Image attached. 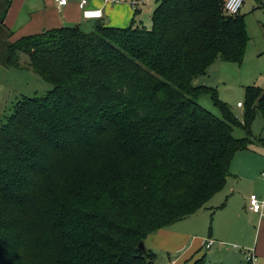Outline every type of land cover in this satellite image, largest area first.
<instances>
[{"label": "trees", "instance_id": "obj_1", "mask_svg": "<svg viewBox=\"0 0 264 264\" xmlns=\"http://www.w3.org/2000/svg\"><path fill=\"white\" fill-rule=\"evenodd\" d=\"M156 1L152 29L103 19L10 45L8 66L27 55L52 89L0 119V264H154L146 239L208 210L252 143L261 91L247 89L240 122L196 85L218 59L242 60L244 16L226 0Z\"/></svg>", "mask_w": 264, "mask_h": 264}, {"label": "rangeland", "instance_id": "obj_2", "mask_svg": "<svg viewBox=\"0 0 264 264\" xmlns=\"http://www.w3.org/2000/svg\"><path fill=\"white\" fill-rule=\"evenodd\" d=\"M51 4V0H46ZM99 3L102 7L105 0H93ZM136 3V6L133 5ZM11 0H0V11H3L0 16V94L2 87H10L14 91V97L21 99L23 96L34 97L36 95H42L52 89V85L45 82L37 75L19 74L9 75L7 73L9 47L11 44L19 40L22 34H17L16 31L8 33L6 30L7 21L15 25L20 24L26 19V14L30 9L23 3H20L15 9L11 6ZM157 5L156 0H121L120 4L115 6L105 7L104 21L109 20V25L117 28H129L130 26H144L147 29H152V15ZM134 6V7H133ZM137 11V12H136ZM244 16L245 25L248 35V41L246 49L241 61L227 62L218 59L208 69L207 73L199 77L196 81V85L206 88H213L217 92V97L220 102L228 106L237 119L240 122L244 121V112L247 100V89L253 87L261 91V95H264V0H245L241 12ZM61 16H55L54 19L58 21ZM68 21H76V25H80L81 28L89 32L91 31L95 21H85L82 16V12L77 8L71 7L69 14L67 15ZM47 22V18L40 16L35 18L31 24L32 26L41 23L40 32H43V23ZM29 26L28 28H30ZM59 28L60 26H54ZM53 27V28H54ZM20 64L24 67L29 57L25 54H19ZM9 70V69H8ZM23 95V96H22ZM262 97L257 98L255 106H258ZM199 104L205 109L213 113L214 115L221 117L220 110L215 106L211 95L205 93L202 94L199 99ZM238 103H242L243 108L238 107ZM12 105V104H11ZM2 112L1 117L5 114H9L12 106ZM250 133L252 135V143L248 149L237 152L234 156L233 162L230 167V172L233 176H238L236 179L240 180V184L246 186V189L259 196L261 200H264V110L259 108L255 111L254 117L250 124ZM235 135L238 138L245 137V133L241 129H236ZM258 179L261 184H256L252 187V180ZM234 180L229 178V182ZM251 180V181H250ZM260 189H262L260 191ZM223 194V193H222ZM219 196V195H218ZM216 196L211 202L210 206H215L218 202L222 203V199ZM222 201V202H221ZM206 212V213H204ZM202 215H199L196 222V229L203 230L202 236L205 241H209V234L212 231H217L223 234L222 243L224 245V254H218L215 251V246L211 250H202V255L206 254V264H245L251 257V252L248 251L247 239L248 235L245 231L244 234H240L237 231L236 234H226L224 228L225 219L228 216L227 213H216L214 216L209 211H204ZM253 224H248V231L250 238H253ZM191 235L194 233L191 230ZM37 236V234H36ZM35 236V237H36ZM146 242V241H145ZM204 241H201V244ZM146 245V243H145ZM146 247L150 250L152 248L149 245ZM245 249V250H244ZM155 253L154 264H166L167 252L161 250H152ZM181 261L178 264H183ZM256 260L253 256V264Z\"/></svg>", "mask_w": 264, "mask_h": 264}, {"label": "crops", "instance_id": "obj_3", "mask_svg": "<svg viewBox=\"0 0 264 264\" xmlns=\"http://www.w3.org/2000/svg\"><path fill=\"white\" fill-rule=\"evenodd\" d=\"M78 0H70L69 5L63 9H59L54 0H51V4H49L46 0H11L12 10L13 8L23 3L27 8L30 9L29 13L26 14V19L23 20L18 25L10 23L7 21L6 30L8 33H13L16 31L17 34H22L21 38L25 36L35 35L40 32L41 23L38 25H33L31 22L35 18H39L40 16L46 17L47 22L43 23V32L47 30H51L60 26V27H74L76 26V21L73 20H66L67 15L69 14L71 7L78 8L77 5ZM120 4V3H119ZM90 5L93 8L102 9L105 14V7L107 6H115L117 4H103L101 7L99 3H96L93 0H90ZM3 11H0L2 13ZM2 14H0L1 16ZM55 16H61L56 20L54 19ZM86 21V20H85ZM108 24L110 23L109 20H106ZM96 23V21H95ZM111 24V23H110ZM31 26L30 28H28ZM80 26V25H78ZM54 27V28H53ZM59 27V28H60ZM20 38V39H21ZM26 65L21 69H12L9 67L7 69V73L9 75H14V73L19 74H34L31 71L27 70ZM35 75V74H34ZM23 96V95H22ZM24 97V96H23ZM19 100L18 97H14L13 89L10 87L5 86L1 89L0 94V119L2 118V112L8 109V106H14L15 103ZM12 104V105H11ZM239 104V103H238ZM234 178V180L229 182V178ZM238 176H231L228 178L226 186L222 192H220L217 196L219 199H222V203L218 202L215 206H208V210L212 216L216 213H227L228 216L225 219V226L224 228L226 234H236L239 231L240 234H244L245 231L248 235V239L246 240L248 243L247 249L251 252V254L255 257V264H264V207L261 212H256L252 210L250 206V196L255 194L254 191L250 192L246 189V186L240 184V180L236 179ZM252 180V187L256 184H261L258 179H251ZM250 180V181H251ZM262 189H260L261 191ZM223 193V194H222ZM256 195V194H255ZM258 196V195H257ZM259 197V196H258ZM264 201V200H263ZM204 211L199 212L196 215H193L183 221H180L172 226L162 229L159 232L150 235L146 239V245H149L152 250H161L167 252V260L166 264H178L181 261H184L183 264H193L195 260L204 257L206 258V254L202 255V250L205 248L206 250H211L214 246L216 253L224 254V245L222 243L223 234L217 231H212L209 234V240L214 241L213 245L210 248H206L205 245L208 242L207 240L203 239V230L196 229V222L193 220L197 219L199 215H202ZM206 213V212H204ZM253 224V238L251 240L249 231H248V224ZM193 230L194 233L191 235L189 232ZM245 233V234H246ZM244 234V235H245ZM201 241H204L201 244ZM245 250V249H244ZM243 264V263H240Z\"/></svg>", "mask_w": 264, "mask_h": 264}, {"label": "built area", "instance_id": "obj_4", "mask_svg": "<svg viewBox=\"0 0 264 264\" xmlns=\"http://www.w3.org/2000/svg\"><path fill=\"white\" fill-rule=\"evenodd\" d=\"M56 6L59 9H63L69 5L70 0H54ZM121 0H105V4H119ZM245 0H226L224 5V11L227 15L236 16L239 15ZM79 10L82 12L83 19L86 21H97L104 19V12L102 9L93 8L90 5V0H78L77 2ZM136 6V3H133ZM133 6V7H134ZM239 108H243V104H238ZM264 176V172H263ZM250 206L252 210L256 212H261L264 207V201L261 200L257 195L253 194L249 199ZM214 241L209 240L205 247L208 249L213 245ZM253 261V255L248 259V261Z\"/></svg>", "mask_w": 264, "mask_h": 264}, {"label": "water", "instance_id": "obj_5", "mask_svg": "<svg viewBox=\"0 0 264 264\" xmlns=\"http://www.w3.org/2000/svg\"><path fill=\"white\" fill-rule=\"evenodd\" d=\"M106 25H108V22H105ZM76 27H78V25H76Z\"/></svg>", "mask_w": 264, "mask_h": 264}]
</instances>
